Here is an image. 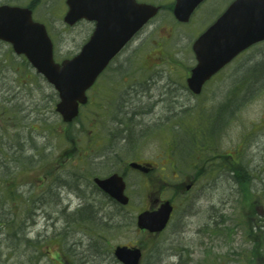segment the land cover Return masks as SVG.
Segmentation results:
<instances>
[{
  "label": "rangeland",
  "instance_id": "374dc122",
  "mask_svg": "<svg viewBox=\"0 0 264 264\" xmlns=\"http://www.w3.org/2000/svg\"><path fill=\"white\" fill-rule=\"evenodd\" d=\"M61 1L0 0L32 9L56 62L77 54L92 27L64 25ZM228 1L208 0L181 25L162 9L87 92L71 125L55 111L53 87L0 42V264H119L118 245L139 247L140 264H264V42L198 97L170 72L193 64L188 37ZM226 152L241 168L237 183L227 157L224 172L199 177L192 192L175 197L171 187L199 161ZM131 161L154 169L136 173ZM113 173L126 183L125 207L93 184ZM153 196L176 204L159 235L136 228Z\"/></svg>",
  "mask_w": 264,
  "mask_h": 264
},
{
  "label": "water",
  "instance_id": "95a60500",
  "mask_svg": "<svg viewBox=\"0 0 264 264\" xmlns=\"http://www.w3.org/2000/svg\"><path fill=\"white\" fill-rule=\"evenodd\" d=\"M202 1L176 0L174 17L187 22ZM66 5L65 24L72 26L81 19L96 23L89 41L71 59L54 61L53 44L46 28L32 19L28 8L0 6V41L10 44L16 55L25 56L54 88L59 99L55 111L64 123H71L78 116L79 107L87 103L86 91L125 44L157 14L158 8L135 0H66ZM261 41H264V0H235L196 41L197 65L187 79L188 88L198 94L212 75L240 52ZM129 166L148 172L136 163ZM93 182L119 204H128L125 183L118 174L94 178ZM171 211L169 201L157 210L144 211L137 216V228L159 233ZM114 256L122 264H139L141 252L138 248L117 246Z\"/></svg>",
  "mask_w": 264,
  "mask_h": 264
},
{
  "label": "flooded vegetation",
  "instance_id": "af4514ba",
  "mask_svg": "<svg viewBox=\"0 0 264 264\" xmlns=\"http://www.w3.org/2000/svg\"><path fill=\"white\" fill-rule=\"evenodd\" d=\"M61 1V0H60ZM208 0H204L193 12V14L191 15L190 17V20L189 22L191 21L192 17L194 16V13L197 12ZM217 0H213V3L216 2ZM224 1V0H222ZM234 0H231L230 2L228 1L226 3V5L224 6L223 10L218 12V14L216 15V17L214 18V20L208 25L206 26L200 33H196V34H192V36L190 35L188 38L190 39L189 41V46H188V51H191V59L193 61V64L192 65H183V64H174V66H170V72H173V73H176V72H179V74L181 75V77L184 78V82L186 84V88L188 90V92L193 95L194 97H198L200 96L203 91L206 89L207 86H209L211 83H213L214 81H216L217 77L227 68H229L231 65H233V63L237 60V58L242 54H239L237 55L235 58H233L226 66H224L221 70H219L216 74H214L213 76H211V78L206 81L203 86H202V89L200 91V94L198 95H195L192 93V91L188 88L187 86V78H189V76L191 75V71L193 70V68L196 66V56L194 54V45L196 43V41L198 40V38L210 27L212 26L216 21L217 19L225 12V10L228 8V6L233 2ZM63 4H64V7L65 9L67 10V5H66V0H62L61 1ZM137 3H141V4H146V5H151V6H154V7H157L159 8V11L157 13V15L162 11V9L164 8H168L171 10V16L172 18L174 19L173 17V14H172V10H173V7L175 5V0H136ZM157 15L155 17H153L151 20H149V22L143 27L145 28L146 26H148L149 24H151V22L153 21V19H155L157 17ZM199 18V17H198ZM175 23H178V25H181L182 23H179L177 22L175 19H174ZM82 22H86L88 24H91L92 27H91V30H90V35L88 36V38L85 40V42L81 45V47L79 48V51L82 50V48L84 47V45L88 42L89 38L91 37V35L93 34L94 30H95V22H88L86 20H79L77 21V25H79L80 23ZM188 22V23H189ZM186 23V24H188ZM73 27V26H72ZM142 28V29H143ZM142 29L133 37V39L130 41H134V39H136L138 37V35L140 34V32L142 31ZM130 42L121 50V51H124L125 48L130 44ZM156 47H159V45L156 44ZM250 49V48H249ZM248 49V50H249ZM247 51V50H245ZM22 57V60L23 61H26L25 58L23 56H20ZM116 58V57H115ZM27 62V61H26ZM113 62V61H112ZM29 65V64H28ZM30 66V65H29ZM31 67V66H30ZM95 85V84H94ZM93 89V87H92ZM132 94H134L135 96H139L140 94H142L140 91L138 90H135L132 92ZM163 99L160 98L155 101V102H160L162 101ZM232 100H234L232 98ZM235 103V102H234ZM225 104V103H224ZM226 109V106H222L221 107V111L219 112L218 116L220 117V113ZM231 111V110H230ZM142 112H138V113H133L134 115H137V114H141ZM127 115V113H126ZM220 119V118H219ZM222 120V119H221ZM220 120V125L223 126L224 125V122ZM227 157H230L232 159V162L229 164V172H230V175H231V178H232V181L234 183V181L237 183V171H238V168H239V171L241 170L240 167H237L238 165L236 163H238L237 161H235L236 159L234 158L233 154L232 153H224V154H219L218 156L216 157H212V158H205L204 161H199L193 175L189 178V179H185L183 178L181 180V182H178L177 185L175 186H172L171 188L173 189V192H176V196L175 197H182V196H186V194H188L189 192H192V190L194 189L199 177L201 176H207V175H211V174H217V173H220V172H224L225 168V161L227 162L226 158ZM131 162H135L141 166H144L145 164H149V169H148V172H141L140 170H137V169H130L136 173H142L144 175H149L153 169H154V166L150 163H146V162H142V161H131ZM129 162V163H131ZM128 163V164H129ZM196 166V165H195ZM202 168L199 170V168ZM202 172V173H201ZM164 178V177H162ZM162 178H158L157 179V182L159 183V180L162 181ZM98 190V189H97ZM99 191V190H98ZM100 192V191H99ZM158 194V191L156 192ZM160 193V192H159ZM165 199L164 198H161L159 196H157V198L154 200V208H158L159 205L164 201ZM170 200V199H169ZM193 200V199H191ZM113 202V201H112ZM171 202V205H172V212H171V215H170V219H169V222L167 224V226L169 225V223L172 222L174 216H175V210H176V204L174 203V201L170 200ZM115 203V202H114ZM149 208V207H148ZM166 226V228H167ZM165 228V229H166ZM165 229L162 231L164 232ZM162 232L158 233V234H155V235H159L161 234Z\"/></svg>",
  "mask_w": 264,
  "mask_h": 264
},
{
  "label": "trees",
  "instance_id": "16d2710c",
  "mask_svg": "<svg viewBox=\"0 0 264 264\" xmlns=\"http://www.w3.org/2000/svg\"><path fill=\"white\" fill-rule=\"evenodd\" d=\"M35 2H38L37 0H35ZM195 145V144H194Z\"/></svg>",
  "mask_w": 264,
  "mask_h": 264
}]
</instances>
